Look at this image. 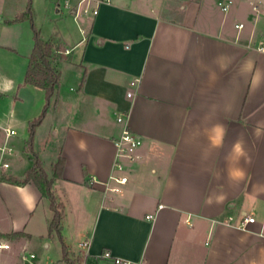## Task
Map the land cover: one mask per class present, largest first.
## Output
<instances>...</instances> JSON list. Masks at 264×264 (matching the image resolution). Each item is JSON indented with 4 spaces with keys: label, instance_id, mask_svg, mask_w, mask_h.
<instances>
[{
    "label": "crops",
    "instance_id": "obj_1",
    "mask_svg": "<svg viewBox=\"0 0 264 264\" xmlns=\"http://www.w3.org/2000/svg\"><path fill=\"white\" fill-rule=\"evenodd\" d=\"M48 1L57 16L42 36L64 45L66 56L55 54L61 77L35 148L40 154L42 127L51 160L64 157L53 188L65 204L71 256L82 264H118L116 255L134 264H264V135H255L264 128V49L257 46L264 0H231L228 9V0ZM23 10L14 4L1 14L0 0L5 22H28L15 19ZM34 43L28 39L20 70L5 77L2 90L12 95L6 115L0 108V126L23 122L24 151L16 148L7 168L17 175L34 162L29 121L46 102L45 87L25 81ZM257 70L261 83L253 87ZM126 123L143 141L137 156L124 158L128 180L112 190L103 180L116 170L115 139ZM217 124L226 130L221 147L209 140ZM237 140L244 158L231 155ZM229 166L243 175L230 178ZM245 213L255 215L246 226ZM52 216L50 198L33 180L0 179V233L21 231L11 236L12 264H24L20 252L40 240L58 261H34L31 250L29 264H69L60 260L58 234H49Z\"/></svg>",
    "mask_w": 264,
    "mask_h": 264
},
{
    "label": "trees",
    "instance_id": "obj_2",
    "mask_svg": "<svg viewBox=\"0 0 264 264\" xmlns=\"http://www.w3.org/2000/svg\"><path fill=\"white\" fill-rule=\"evenodd\" d=\"M31 1L32 0H29L25 10L17 13L15 19L30 18L32 21L33 12ZM32 24L34 28L35 43L27 65L25 81L41 85L45 87L46 90V102L42 111L29 121L27 148L32 151L34 162L25 170L23 174L17 175L10 172H3L0 173V179L6 178L17 183H26L33 180L40 187L42 193L50 198L53 216L49 224V234L52 235L56 232L61 240L63 256L60 260H64L69 264H82L80 257L71 256L70 254V245L62 231L65 216V204L63 200L59 199L53 188L54 176L62 174V163L64 157L59 154L58 159L53 163L54 172L49 174L48 170L45 168L43 159L41 158L38 150L35 148V134L37 126L41 123L47 113L48 106L53 100L57 84L61 77V71L55 65L54 57L59 49L61 50L60 57L64 58L66 56L64 52L66 47L54 39H45L42 36L40 29L34 23ZM57 104L58 99L56 98L55 105ZM20 233L21 231L15 230L6 234L10 236H17Z\"/></svg>",
    "mask_w": 264,
    "mask_h": 264
},
{
    "label": "rangeland",
    "instance_id": "obj_3",
    "mask_svg": "<svg viewBox=\"0 0 264 264\" xmlns=\"http://www.w3.org/2000/svg\"><path fill=\"white\" fill-rule=\"evenodd\" d=\"M28 2L29 0H1V8L3 10L1 11V14H11L14 4H18L19 7L26 9ZM31 5L33 12L32 21L30 19L24 24H10L8 22L11 21L5 22L3 17L0 18V108L1 113L5 115L9 110L7 97L12 95L11 93H5V91H2L4 90L3 88H5V77L15 75L21 68L22 52L27 46L26 43L28 42V39L30 40L31 38H34V28L32 23L40 29L41 34L42 32L47 33L48 30L52 28L54 17L57 16V6L53 1L32 0ZM53 115L54 114H52V116ZM22 124L23 122L21 125ZM21 125L19 124L15 127L17 129V135L19 136V140L15 143L16 148L18 149V154L24 151L23 137L25 134L23 135L22 133L23 126ZM44 137L45 132L42 130V127H40L37 131V147L40 150V155L43 157L45 168L48 170L49 174H52L54 172V161L51 160L52 145L51 142L46 140V145L43 149ZM11 167L12 166H10V168ZM3 172L7 173V168L0 169V173ZM31 250H34L37 253V257L32 258L34 261H38L41 257L49 262L53 260H55V262L58 261V256L54 249L51 248L47 250L42 240L33 242L31 245L27 246L25 252L29 253ZM29 261L30 258L29 260H26L24 264H27Z\"/></svg>",
    "mask_w": 264,
    "mask_h": 264
},
{
    "label": "built area",
    "instance_id": "obj_4",
    "mask_svg": "<svg viewBox=\"0 0 264 264\" xmlns=\"http://www.w3.org/2000/svg\"><path fill=\"white\" fill-rule=\"evenodd\" d=\"M231 0L223 1L222 7L224 9H228L230 6ZM91 10V7L85 6L83 8L84 12H87ZM94 12H97V7L92 8ZM76 15L79 13V8L77 7ZM238 26H243L244 22H237ZM258 48L264 49V40L260 41L258 43ZM138 77H134L131 79L130 83L132 86L137 85ZM134 90L133 88L128 90V94H133ZM125 112H120L118 115L119 119L123 118V115ZM0 132L2 131L4 133L3 137H0V169L8 168L11 165V158L14 155L16 151L15 144L13 141L10 140V137L17 133V129L10 125H1L0 126ZM143 137L136 131H134L128 123L125 124L121 134L116 137L115 142L117 145V151H116V157L114 160V166L116 170H113L110 172L109 177L107 180H103L107 186L112 190H119L121 188V184L125 183L128 180V174L122 172L123 169H125V160L124 158L129 157H135L137 156L136 149L137 147L142 143ZM96 180H99V178L96 175H92L90 177L91 182H95ZM110 180L115 181L114 183L110 184ZM255 215L250 213H245L242 218V225L246 226L247 223L254 221ZM13 249V239L10 235H6L3 233H0V264H12L10 260L8 259V253L11 252ZM105 255H111V252L109 250L104 251ZM20 255L25 258L26 260H29V255L25 251H21ZM114 260L118 264H134V261L128 258L121 257L119 255H116L114 257ZM29 264V263H27Z\"/></svg>",
    "mask_w": 264,
    "mask_h": 264
},
{
    "label": "clouds",
    "instance_id": "obj_5",
    "mask_svg": "<svg viewBox=\"0 0 264 264\" xmlns=\"http://www.w3.org/2000/svg\"><path fill=\"white\" fill-rule=\"evenodd\" d=\"M223 65L221 68L223 69ZM251 71V69H249ZM261 83V75L259 70H257L255 76L253 77V87L258 86ZM226 134V130L223 125H214L211 129V135L209 136V140L214 147H221L223 144L224 136ZM255 135L260 137L264 135V128L257 127L255 129ZM231 155H234L237 158H244L246 156V150L244 147V143L241 140H237L232 146ZM228 175L230 178L235 179L241 177L243 175V170L240 168H233L229 166Z\"/></svg>",
    "mask_w": 264,
    "mask_h": 264
}]
</instances>
